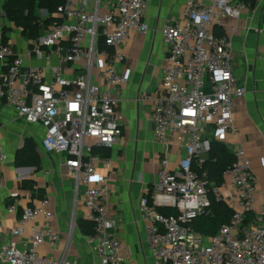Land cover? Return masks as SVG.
<instances>
[{
	"label": "built area",
	"instance_id": "1",
	"mask_svg": "<svg viewBox=\"0 0 264 264\" xmlns=\"http://www.w3.org/2000/svg\"><path fill=\"white\" fill-rule=\"evenodd\" d=\"M102 2L66 0L57 8L60 21L33 40L25 54L16 51L11 42L1 41L0 61L7 66L1 75V94L19 118L44 127L41 149L60 155L67 175L85 186V219L93 225L88 238L98 255L93 264H135L124 256V244L115 234L116 223L108 215V177L100 179V186L91 182L97 162L102 160L95 149L112 147L123 130V114L114 92L126 86L129 78L113 62L125 60L122 46L132 32L149 30L145 18L148 3L106 0L107 11L102 13ZM245 8L244 0H210L204 6L190 1L182 25L172 22L162 31L168 65L162 79L165 92L154 100V134L168 146L177 134L186 153L175 169L169 168L168 159L161 161L159 181L140 201L153 264H264V207L254 214L256 178L246 151H236L220 186L213 187L207 174L198 172L213 139L222 140L233 131L236 101L247 92L234 72L230 40L214 32L225 20L239 19ZM53 55L83 72L73 76L57 73L48 81L40 69L32 68L21 80L26 56L51 60ZM99 56L111 63L101 71V82H95ZM7 159L0 145V161ZM211 195L234 212L217 234L204 236L190 224L199 215L210 213ZM164 208L177 214L165 215L160 212ZM15 209L9 207L11 212ZM249 212L255 220L246 224ZM42 216V224L32 225L28 244L0 247V264H78L68 260L66 252L58 258L39 253L45 242L54 249L60 239L51 223L54 212L49 200L26 207L13 235L21 236L31 220Z\"/></svg>",
	"mask_w": 264,
	"mask_h": 264
},
{
	"label": "crops",
	"instance_id": "2",
	"mask_svg": "<svg viewBox=\"0 0 264 264\" xmlns=\"http://www.w3.org/2000/svg\"><path fill=\"white\" fill-rule=\"evenodd\" d=\"M190 1L198 6L210 2L148 0L146 21L149 30L147 33L132 32L122 46L125 60L113 62L116 69L129 78L126 86L114 92L123 114V130L112 147L95 149L102 160L97 162L91 185L100 186V179L108 177V215L116 223L115 234L124 244V256L135 264L154 263L148 223L140 212L141 198L151 193L159 181L161 161L168 159L169 168L175 169L186 153L177 134L172 135L175 142L169 146L156 139L152 110L154 100L165 92L162 79L168 60L162 31L172 22L182 25L184 11ZM3 3L4 0H0V25L4 23L14 30L3 33L1 25L0 42H11L16 51L25 54L32 40L23 34L21 27L5 17ZM245 3L246 8L239 19H227L223 26L214 27L220 31L217 35L230 40L235 75L247 89L245 96L236 101L233 131L218 141L224 142L234 153L239 149L246 151L256 178V214L264 207V0H257L254 5ZM106 11V0H103L101 12ZM36 12L41 19L49 17L47 9L41 8ZM52 15L57 18L56 24L59 19L57 10ZM99 44L104 47L102 40ZM98 58L95 82H101V71L111 63L106 57ZM6 68L0 61V145L8 156L6 161H0V247L12 243L20 247L28 244L32 225L42 224L43 216L31 220L21 236L13 235L12 229L18 225L26 207L49 200L54 212L51 223L60 233V239L54 249L45 242L40 255L58 258L66 252L70 261L93 264L98 255L79 224L87 211L85 186L78 185L73 177L67 175V167L60 155L47 154L41 149L44 127L38 123H27L7 105L1 94V75ZM32 68L40 69L48 81L57 73L73 76L83 72L77 65L63 61L57 55H53L51 60L26 56L20 69L21 80ZM26 139L37 145L41 161L39 167L16 165L17 151ZM104 150L109 152L108 155L102 156L99 152ZM25 181L28 185L23 186ZM224 194L227 195L228 190H224ZM11 206L16 207L13 212L9 210Z\"/></svg>",
	"mask_w": 264,
	"mask_h": 264
},
{
	"label": "trees",
	"instance_id": "3",
	"mask_svg": "<svg viewBox=\"0 0 264 264\" xmlns=\"http://www.w3.org/2000/svg\"><path fill=\"white\" fill-rule=\"evenodd\" d=\"M66 0H4L2 9L5 17L14 22L18 27H21L23 34L30 40H35L41 37L48 27L56 22V17L52 14L57 10L58 6L64 4ZM247 3L254 5L257 0H245ZM47 9L49 17L41 19L37 15L38 9ZM59 21V19H58ZM215 33L220 31L215 28ZM5 41V39H4ZM102 156L108 155V151H99ZM235 153L232 152L224 142L214 140L212 141L211 150L208 153L205 161L198 172L200 174L206 173L207 180L211 182L212 186H220L224 181L225 171L234 163ZM40 152L36 143L30 139H26L23 146H21L16 154L17 166H35L39 167ZM1 180V174H0ZM28 185L23 182V186ZM211 211L209 214L199 215L193 219L190 224L192 229L204 236H214L218 233L221 226L228 223L233 216V210L224 201L217 200L211 195ZM165 215L177 214V211L170 208L160 209ZM255 220V215L251 212L247 213L246 224ZM81 231L86 235L93 234V225L83 219L79 222Z\"/></svg>",
	"mask_w": 264,
	"mask_h": 264
},
{
	"label": "rangeland",
	"instance_id": "4",
	"mask_svg": "<svg viewBox=\"0 0 264 264\" xmlns=\"http://www.w3.org/2000/svg\"><path fill=\"white\" fill-rule=\"evenodd\" d=\"M147 3H148V0H147ZM147 8H148V7H147ZM146 11H147V10H146ZM145 18H146V17H145ZM1 25H2L1 31H2L3 33L8 32V31H11V30H14V28L8 27V26H6V24H5V26H4V23H3V24L1 23ZM1 25H0V27H1ZM162 33H163V32H162ZM3 38H5V37L3 36ZM211 128H213V127L211 126ZM204 243L207 244V241L205 240Z\"/></svg>",
	"mask_w": 264,
	"mask_h": 264
}]
</instances>
